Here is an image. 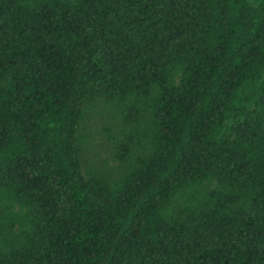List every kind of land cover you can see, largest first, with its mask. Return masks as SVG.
I'll return each mask as SVG.
<instances>
[{
	"label": "trees",
	"instance_id": "trees-1",
	"mask_svg": "<svg viewBox=\"0 0 264 264\" xmlns=\"http://www.w3.org/2000/svg\"><path fill=\"white\" fill-rule=\"evenodd\" d=\"M0 264H264V0H0Z\"/></svg>",
	"mask_w": 264,
	"mask_h": 264
}]
</instances>
